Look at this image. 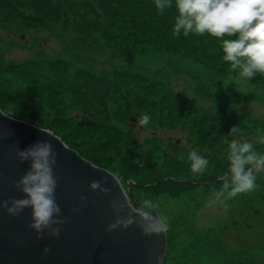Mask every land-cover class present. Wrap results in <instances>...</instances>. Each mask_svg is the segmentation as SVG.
Masks as SVG:
<instances>
[{
    "label": "rangeland",
    "instance_id": "obj_1",
    "mask_svg": "<svg viewBox=\"0 0 264 264\" xmlns=\"http://www.w3.org/2000/svg\"><path fill=\"white\" fill-rule=\"evenodd\" d=\"M176 15L155 0H0V109L116 171L127 203L150 197L169 223L163 264H264V175L227 208L209 204L229 130L240 129L229 141L264 130V75L241 81L227 37L176 36ZM191 150L209 160L201 176Z\"/></svg>",
    "mask_w": 264,
    "mask_h": 264
},
{
    "label": "clouds",
    "instance_id": "obj_2",
    "mask_svg": "<svg viewBox=\"0 0 264 264\" xmlns=\"http://www.w3.org/2000/svg\"><path fill=\"white\" fill-rule=\"evenodd\" d=\"M155 7L161 13L165 9L175 8L177 15L173 34L176 36L183 33L184 36L209 34L215 38L227 37L222 42L223 60L230 64L234 72H238L241 81L249 82L257 75H264V0H155ZM138 123L146 127L150 117L142 114ZM239 131V127L233 126L225 136L228 172L220 177V188L210 205L218 203L227 208V201L254 191L258 176L264 175V151L257 147L264 146V130L258 129L251 140L227 139L229 136L235 137ZM16 156L21 163L30 164L29 170L15 181V186L24 196L0 200V208L6 209L10 216H17L25 208H31L32 222L29 227L37 233V238H42L45 230L48 235L59 237L62 231L59 226L66 222V218H61V208L55 197L57 177L54 166L57 153L51 142L38 140L25 149L17 147ZM187 159L191 162L190 171L194 176L203 175L209 165V160L196 150L189 151ZM109 174L120 184L122 177ZM107 179L104 176L100 180H93L89 188L108 193L110 189L103 187ZM86 199L80 197L81 202ZM138 203V210L130 209L127 216H121L125 208L129 209L127 201H111L116 217L114 222L107 225L106 231L127 228L133 223L144 235L168 230L167 217L153 215L157 204L150 197L141 194ZM75 211L80 209L76 208ZM44 251L47 253L49 249L45 247Z\"/></svg>",
    "mask_w": 264,
    "mask_h": 264
},
{
    "label": "water",
    "instance_id": "obj_3",
    "mask_svg": "<svg viewBox=\"0 0 264 264\" xmlns=\"http://www.w3.org/2000/svg\"><path fill=\"white\" fill-rule=\"evenodd\" d=\"M52 129L30 125V120L10 118L5 109H0V200L24 196L15 181L29 170L30 164L19 161L16 148L25 149L38 140H46L57 153L55 197L61 218H66L59 226V237L50 236L45 230L43 237L37 238L29 227L31 208L17 216L0 208V264H163L165 231L144 235L136 223L106 231L116 217L111 201L126 200L121 184L109 174L117 176L116 171L80 157L79 149H70L68 140L51 133ZM104 176L108 179L103 187L110 192L89 188L91 181ZM128 195L131 197L129 190ZM81 196L87 199L81 202ZM138 200L139 197L134 205L127 203L129 209L120 215L127 216L130 209L138 210ZM153 215L161 214L155 210ZM45 247L49 249L47 253Z\"/></svg>",
    "mask_w": 264,
    "mask_h": 264
},
{
    "label": "bare ground",
    "instance_id": "obj_4",
    "mask_svg": "<svg viewBox=\"0 0 264 264\" xmlns=\"http://www.w3.org/2000/svg\"><path fill=\"white\" fill-rule=\"evenodd\" d=\"M218 92L221 93V95L223 94H234L236 96H240L243 94V92L241 90H236V91H233L231 89V87H228V86H221L218 88Z\"/></svg>",
    "mask_w": 264,
    "mask_h": 264
},
{
    "label": "trees",
    "instance_id": "obj_5",
    "mask_svg": "<svg viewBox=\"0 0 264 264\" xmlns=\"http://www.w3.org/2000/svg\"><path fill=\"white\" fill-rule=\"evenodd\" d=\"M88 41H94L93 43H96V44L100 45V44H99V43H100L99 40H96V41H95V40H92V39H91V40H88ZM84 49H86V47H85ZM83 51H85V50H83ZM210 73H211L213 76L219 74L218 72H217V74H216V71H215V72H210Z\"/></svg>",
    "mask_w": 264,
    "mask_h": 264
},
{
    "label": "flooded vegetation",
    "instance_id": "obj_6",
    "mask_svg": "<svg viewBox=\"0 0 264 264\" xmlns=\"http://www.w3.org/2000/svg\"><path fill=\"white\" fill-rule=\"evenodd\" d=\"M127 186H128V184H127ZM134 204V203H133Z\"/></svg>",
    "mask_w": 264,
    "mask_h": 264
}]
</instances>
